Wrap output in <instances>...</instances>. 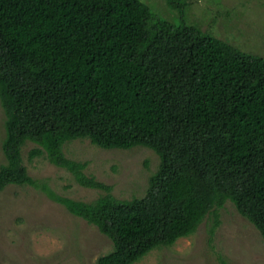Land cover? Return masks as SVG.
Returning a JSON list of instances; mask_svg holds the SVG:
<instances>
[{
    "label": "trees",
    "instance_id": "trees-1",
    "mask_svg": "<svg viewBox=\"0 0 264 264\" xmlns=\"http://www.w3.org/2000/svg\"><path fill=\"white\" fill-rule=\"evenodd\" d=\"M166 2L176 16L142 0H0V191L37 187L95 225L113 246L96 264H133L205 219L211 241L226 202L264 240V56L188 22L185 0ZM81 138L153 150L144 195L116 198L67 157L64 144ZM28 142L29 159L106 193L55 194L29 173Z\"/></svg>",
    "mask_w": 264,
    "mask_h": 264
},
{
    "label": "rangeland",
    "instance_id": "rangeland-1",
    "mask_svg": "<svg viewBox=\"0 0 264 264\" xmlns=\"http://www.w3.org/2000/svg\"><path fill=\"white\" fill-rule=\"evenodd\" d=\"M142 1L166 17L177 15L166 0ZM185 1L188 22L264 56V0ZM4 117L0 105V164L5 161L1 150ZM32 146L28 142L21 149L28 171L55 194L94 201L106 193L81 186L68 170L41 156L29 159ZM63 150L69 158L86 161L84 172L111 185L110 193L120 199L143 196L160 161L146 146L103 149L88 138L68 141ZM219 220L211 241L205 219L194 234L156 248L133 264H219L217 254L230 264H264V240L230 202L220 210ZM112 249L110 239L95 225L72 215L41 189L8 185L0 191V264H96L99 256Z\"/></svg>",
    "mask_w": 264,
    "mask_h": 264
}]
</instances>
